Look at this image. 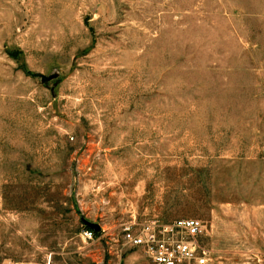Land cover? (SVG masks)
Wrapping results in <instances>:
<instances>
[{"label": "rangeland", "instance_id": "obj_1", "mask_svg": "<svg viewBox=\"0 0 264 264\" xmlns=\"http://www.w3.org/2000/svg\"><path fill=\"white\" fill-rule=\"evenodd\" d=\"M180 219L264 264V0H0V264H151L124 230Z\"/></svg>", "mask_w": 264, "mask_h": 264}, {"label": "built area", "instance_id": "obj_2", "mask_svg": "<svg viewBox=\"0 0 264 264\" xmlns=\"http://www.w3.org/2000/svg\"><path fill=\"white\" fill-rule=\"evenodd\" d=\"M205 234L206 227L198 219H180L168 224L154 220L138 228L127 227L123 238L129 247L144 248L151 264H210L208 251L197 242ZM82 235L90 241L96 233L87 228Z\"/></svg>", "mask_w": 264, "mask_h": 264}, {"label": "water", "instance_id": "obj_3", "mask_svg": "<svg viewBox=\"0 0 264 264\" xmlns=\"http://www.w3.org/2000/svg\"><path fill=\"white\" fill-rule=\"evenodd\" d=\"M82 222L88 229H91L95 233H100L102 230V227L99 223L92 222L86 218H82Z\"/></svg>", "mask_w": 264, "mask_h": 264}, {"label": "trees", "instance_id": "obj_4", "mask_svg": "<svg viewBox=\"0 0 264 264\" xmlns=\"http://www.w3.org/2000/svg\"><path fill=\"white\" fill-rule=\"evenodd\" d=\"M87 229V228H86ZM98 235V233H96V236Z\"/></svg>", "mask_w": 264, "mask_h": 264}]
</instances>
